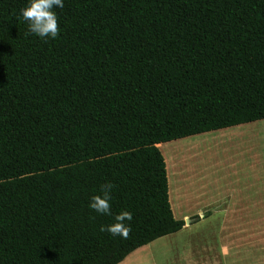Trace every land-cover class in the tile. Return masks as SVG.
Segmentation results:
<instances>
[{"label":"trees","instance_id":"obj_1","mask_svg":"<svg viewBox=\"0 0 264 264\" xmlns=\"http://www.w3.org/2000/svg\"><path fill=\"white\" fill-rule=\"evenodd\" d=\"M26 5L0 0V264H120L186 225L158 145L264 119V0H64L47 42Z\"/></svg>","mask_w":264,"mask_h":264},{"label":"crops","instance_id":"obj_2","mask_svg":"<svg viewBox=\"0 0 264 264\" xmlns=\"http://www.w3.org/2000/svg\"><path fill=\"white\" fill-rule=\"evenodd\" d=\"M190 142L204 150L199 160L183 171L187 177L179 178L173 172L179 165L174 159L178 155L171 153L184 155L182 148ZM158 147L166 161L174 216L186 220V225L137 249L120 264H135L148 257L156 264H227L232 260L231 244L239 242L233 237L249 231V213L257 212L263 202L264 119ZM207 150L211 154L206 157ZM184 205L188 210L184 211ZM197 216L200 219L196 221Z\"/></svg>","mask_w":264,"mask_h":264},{"label":"clouds","instance_id":"obj_3","mask_svg":"<svg viewBox=\"0 0 264 264\" xmlns=\"http://www.w3.org/2000/svg\"><path fill=\"white\" fill-rule=\"evenodd\" d=\"M64 0H27L26 7L20 9L19 19L27 23V35H33L47 42L55 40L59 35L57 14L54 9H62ZM113 189L111 183H106L100 187V195H93L88 201V208L98 215L108 216L111 214L109 201L110 193ZM132 214L121 211L113 217V223L102 225L101 232H107L109 236H127L130 228L125 221L130 222Z\"/></svg>","mask_w":264,"mask_h":264},{"label":"rangeland","instance_id":"obj_4","mask_svg":"<svg viewBox=\"0 0 264 264\" xmlns=\"http://www.w3.org/2000/svg\"><path fill=\"white\" fill-rule=\"evenodd\" d=\"M182 148L180 154L178 151L176 153H171L172 156H176L174 159L178 162V166L173 169V172L179 175V178H186L187 175L183 171L188 170V166L193 165L197 160H199V153L204 150L201 149V145L188 143ZM191 149V150H190ZM168 154V151H167ZM205 156H210L209 150L205 152ZM169 155V154H168ZM211 195H209L210 197ZM209 200V198H206ZM198 204V203H197ZM196 203H193L194 206H197ZM251 208V207H250ZM184 211L188 210L187 206H183ZM252 210V209H251ZM249 221L252 224L250 229L246 233H240L238 236H234V240L239 242H234L231 244L232 255L231 261H228L227 264H264V198L263 202H259L258 211L249 213ZM186 222V220H185ZM258 224V225H257ZM238 237V238H236ZM135 264H156L150 257L148 259H142ZM216 264H225L219 263Z\"/></svg>","mask_w":264,"mask_h":264},{"label":"bare ground","instance_id":"obj_5","mask_svg":"<svg viewBox=\"0 0 264 264\" xmlns=\"http://www.w3.org/2000/svg\"><path fill=\"white\" fill-rule=\"evenodd\" d=\"M178 150V149H177ZM191 150V149H190ZM175 151V150H174ZM170 157V155H168ZM172 158V157H171Z\"/></svg>","mask_w":264,"mask_h":264}]
</instances>
